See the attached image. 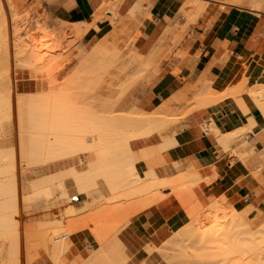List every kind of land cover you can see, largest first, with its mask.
I'll return each instance as SVG.
<instances>
[{
	"label": "rangeland",
	"instance_id": "obj_1",
	"mask_svg": "<svg viewBox=\"0 0 264 264\" xmlns=\"http://www.w3.org/2000/svg\"><path fill=\"white\" fill-rule=\"evenodd\" d=\"M253 2L254 0H0V6L4 8V11H0V13H4L3 15L7 18L9 35L11 27L15 30L19 26V36H22L21 41L18 42L19 46H23V48L19 47L18 52L15 50L16 54L19 52L21 54H17L19 58L15 54L16 58L14 57V59L15 61L20 60L21 65L26 67L22 66V68L18 64L19 61L15 62L19 67H15V71L12 72V82L13 78L16 81V83H12L13 94L16 93L14 97L18 99L20 96L42 98L43 96H50V94L71 95L73 98L76 96L74 101H77L78 108L92 111L93 115L114 117L116 119L117 115L122 117L124 114L126 118L129 114L127 117L134 118L136 124H140L139 126L150 123L157 128L152 138L132 142V149L143 155L148 151H156L154 155L160 154L163 150L162 146H153L165 140L166 136L175 137L186 127L187 121L193 113L208 110L212 105H224V101L229 97L234 100L242 98V94L247 91L255 90L257 93L264 95V62H261L258 66L261 69L256 71L258 77L251 78V74L254 75L253 66L249 67L248 64L244 63L245 59L236 57L238 70L234 82L225 90L218 89L213 81L209 79L208 72H205L198 82L181 85L182 87L177 92L171 93L168 97L163 95L147 97L149 90L165 71L170 72L177 78L181 77L182 82L187 80L185 73L189 61L192 57L198 58L204 54V38L199 32L207 30L216 19L217 23H220L224 19H237L240 15L247 14L264 20V0L259 1L260 12L250 10L253 8ZM103 5L107 6L106 10H109L114 16L111 13L103 12L101 20H99L96 11ZM75 7L82 8L84 16L81 19H75L76 21H74L60 17V8L61 10L64 8L71 10ZM14 14L17 20H15ZM11 18L12 22L13 18L16 21L15 26L12 25ZM59 20L72 25H66L64 28V24H62V35L53 36L56 33L55 30L61 27V25H58L60 24ZM79 20H84L90 24V28L87 31L85 29L84 32L74 31V24ZM77 26L84 29L88 25ZM146 26L151 30L150 36L142 33ZM30 49L32 52L35 51L32 53L35 56L32 55L34 59L29 61V57L26 56H28L27 51L31 52ZM219 49L223 50V53L219 58L218 56L217 59L213 58L214 62L221 63L227 57L233 56V53L228 50L226 42L217 43V50ZM22 53L26 56H23ZM10 54L11 57L9 58H11L10 62L12 64V52ZM20 57L21 59L24 58L22 59L24 61ZM1 61H3L2 58L0 63H2ZM104 63L106 64L104 65ZM107 64L110 66H106ZM120 93L123 95H120ZM211 99L212 102L217 100L218 103H214L209 107L203 104ZM253 110L260 116L256 109ZM241 113L244 115L242 111ZM254 122L255 120L249 123V132L254 131L256 127ZM6 123L10 124V121ZM8 124H4L6 126L2 128L3 130L6 128L7 132H0V149L4 148L6 150L10 147V149L15 148L18 151L19 138L15 117H13L9 127ZM200 126L202 131L213 136L217 135L213 131V133L210 130L207 131L206 120L202 121ZM244 136L241 135L232 140L229 148L223 146L224 150L233 156L231 161L233 164L238 157L232 151L231 144L243 140ZM217 141L219 142V139ZM245 143L242 145L245 146ZM141 149H144L145 152H143L144 150L140 152ZM157 150L160 152H157ZM87 154L81 153L77 154V157L74 156V158L69 156V159L66 158L55 163L44 162L32 166L21 160V165L19 164L17 167L22 174L19 176L20 189L23 196L26 194L23 189H28V193H30L28 201L30 208H25L23 203V209H20V213L16 215L18 220L20 218L21 255L19 259L21 264H91L94 262L90 263L91 258H94L92 255L96 252L101 253L99 249L103 246L101 245V242L104 243L103 240L108 244L107 246L105 243L103 253H106V255L112 253L111 257L109 256L110 259L115 257V259H112L114 261L108 259V262L110 260L112 264L113 262L114 264H246V262L247 264H264V222L253 223L251 219H246L241 211L230 205L224 197H212L207 201L202 200L197 193L198 191L203 193L201 183H205L209 187L211 182L204 180L195 168V170L190 169V174H195L184 180V176L187 177V171H183L179 163H172L167 167L166 163H162L165 168L172 167L177 172L173 176L175 177L173 182L175 186H168L164 189L163 187L162 189L156 187L160 189L156 191L155 187L153 190L151 185L152 188H149V193H147L148 190L145 193L143 191L142 194L140 192L141 195L139 193L135 194L136 198L135 195L129 197L122 195V193L111 192L102 179L98 181V188L89 191L86 197L78 191L74 174L69 170L73 168L76 172H84L88 167V162L94 160L93 156ZM18 157L19 155H17V159ZM239 158H242V156L239 155ZM143 162L146 163V161ZM131 171V174L135 175L144 176L145 174V172L138 173L136 167ZM42 176L52 179L51 183L44 185L42 189H46L47 186H50L51 189L54 185L53 195L45 194V192H42L43 190L37 189H35L37 192H34L35 190L31 188L32 184L30 183ZM159 176L162 177L160 173ZM24 181L27 183H24ZM177 181L180 182V185ZM183 181L188 183L185 184ZM182 182L186 186L183 187ZM149 184L146 186L151 187ZM176 184L178 185L176 186ZM146 186L145 188H147ZM150 190L155 192L150 193ZM39 191L40 193H38ZM120 194L121 196H119ZM47 195L50 197L49 199H46ZM137 195L141 200L143 198L145 200L141 201ZM115 196L116 198H114ZM169 197L175 199L184 208L188 216L187 222L179 228L180 230H175L168 239L163 241L155 240L149 236L144 240L135 239L131 232L133 217L145 208L156 202H158L156 204H159ZM155 198H158V200L156 201ZM72 207L75 214L71 213L69 215L67 209L72 210ZM56 218H60L63 221L62 223L67 224L62 225L60 229L63 231H60V234L51 236L50 233L51 237L46 235V240L49 238L47 242L50 241V238L53 240L50 241L52 245H49V248L52 249L54 244L53 253L56 252L55 249H58L59 243L62 242L55 239L63 234H68L70 231H67V227L68 230L76 228L75 233L68 234L69 237L66 241L69 240L70 247L67 248L68 251H64V253H67L62 258L60 257L58 261H54L48 251L45 250V242L42 244L45 236L43 234L39 235L42 230L49 229L47 225L48 228L39 226L42 224L39 222L43 220L55 221ZM203 219L204 221H202ZM211 222L214 224H211ZM28 224L33 225L34 233ZM27 226L31 229L28 230ZM57 227L59 228L58 225ZM191 227L192 232L190 231ZM198 227L200 228L198 229ZM184 229L185 232H183ZM27 231H31L30 234H33V236L31 235V242L26 245L25 238L27 233L29 234ZM42 236L44 237L43 240L39 239ZM9 241L7 238L0 237V264H14L17 259L13 250H10L11 242ZM170 241H172V244ZM47 242L46 247H48ZM66 243L68 245V242ZM236 243L239 245H235ZM56 244H58L57 248ZM117 245H121V248L123 247L125 251H119L120 248ZM232 245H235V251L233 248V250L231 249ZM112 247L116 249L110 250ZM49 248L47 249L50 251ZM10 251L13 254L8 255V253H11ZM52 251L50 252L52 253ZM116 252L118 254L124 252L126 258L123 257V259L125 258L126 261L123 262L124 260L120 257L123 255H119L118 258V254L115 255ZM241 253H244L243 257ZM12 258L16 259L13 260ZM237 260H240L239 263H236ZM97 261L99 260H95L99 264L103 260ZM102 264L105 263L102 262Z\"/></svg>",
	"mask_w": 264,
	"mask_h": 264
},
{
	"label": "bare ground",
	"instance_id": "obj_2",
	"mask_svg": "<svg viewBox=\"0 0 264 264\" xmlns=\"http://www.w3.org/2000/svg\"><path fill=\"white\" fill-rule=\"evenodd\" d=\"M259 1L260 0H254L253 8L250 10L260 12ZM0 8H2L0 11L3 12L4 8L1 6H0ZM107 8H108L107 6L103 5L97 9L96 14L99 17V20H101L100 18H101V14L103 12L104 13H111V12H109V10H106ZM202 9H203V7H202ZM14 12H15V10H14ZM14 12L12 11V14ZM3 14L0 13V59L2 58V60H3V61H1L2 63H0V128L2 130V131L0 130V132L5 133L6 128L4 130L2 129L6 126L4 124H8L6 122H9V121L11 124L13 117H15L17 129H18V132H17L18 135L17 136L19 138V140H18L19 142H18V148H17L18 151H16L15 148L10 149V147L7 148L6 150H4V148H1L2 150L0 149V237H2V238L4 237V238H7L8 240H10L9 242H11V248H13V249L10 248V250H13L14 255L17 258V259L14 258V259H16L14 264L16 262H17V264H21L20 259H19V256L21 255V238H20V224H19L20 218L18 220L16 218V215H18L20 213L19 212L20 209H23L22 208L23 203L25 204V206H24L25 208H27V209L30 208V206L28 204L29 203L28 201L30 199L29 198L30 193H28V189L27 190L23 189L24 192L26 193L23 196L22 190L20 189V185H19V183H20L19 176H20L21 172L18 171L17 167L19 166V164L21 165V163H22L21 160L25 161L27 163V165L29 164L32 166L35 164L40 165L38 163L42 164L44 162L55 163L56 161L57 162L62 161L64 159L68 158L69 156L74 158V156L77 157V154L79 155L81 153H83V154L88 153L87 155H90L91 157L93 156L92 158L94 160L92 162H88V167L85 169L84 172H82V173L76 172V170H74L73 168H71L72 170L71 169L69 170L72 174H74V177L76 179V184L78 185V186H76V185L75 186L78 187V191H80L81 195H85L86 197L88 196L89 191H91V190L94 191L98 188V181L100 179H102L106 182L107 187H109L111 192L122 193V195L134 197L135 194H138V193L140 194V192L142 194L143 191L145 193L146 190H148V192L147 191L146 192L149 193V188H152V186H153L152 189L154 190V187H155L156 191L157 190L159 191L160 189H162V187L164 189L165 187H168V186L169 187L173 186V185L175 186V183L173 184V182L175 181L174 180L175 177L161 178L157 175L154 167L151 165V158L153 157V155L155 154L156 151L155 152L150 151L152 153H150L148 151L147 153H145V155H143V154H140V153H138L132 149V146H131L132 142L137 141V140H142V139H148V138H151L153 136L154 131L157 128L150 123H148L146 125L144 124V125L139 126L140 124H138V123L136 124V122L134 121V118H132L131 116L129 118L127 117V116H129V114L126 116V118H125L124 114L122 115V117L117 115V116H119V117L116 116V119L118 118L117 120L114 117L109 118V117L99 116L96 114L93 115L94 113H92V111H88V110L85 111L84 108H82L84 110H81V108H78V104H76L77 101L76 102L74 101L76 96H75V98H73V96H71V95L59 96V94H56V95L50 94V96L49 95L43 96L44 98L43 97L42 98L41 97L40 98H32L29 96L28 97L27 96H20V97H18V99H17V97L15 99L14 95L16 93L13 94L14 90L12 88V83L13 82L16 83V81L13 78V82H12V72L15 71V67H19L18 65H16L17 61H19V63H18L19 65H21V63H22V62L20 63V60L15 61V59H14L15 54H16L15 50H17V52H18L19 47L23 48V46H19V42L21 41L20 39H22L21 38L22 36L21 37L19 36L20 27L19 26L17 27V25H16V27L19 30L18 29L13 30V28L11 27V31H10V35H9V30H8L9 25L7 22V18ZM15 14H17V13L15 12ZM15 14H14V16H15ZM111 15L114 16L112 13H111ZM195 15L197 16V14H195ZM14 18H15V20H17L16 16ZM14 18H13V22L11 21L12 18L10 19V21L13 23V24L11 23L13 26H15L14 24L16 22L14 20ZM18 18H19V16H18ZM97 20H98V18H97ZM59 21H60V24H58V25H61V27H60V29L54 28V29H56L55 30L56 33H54L53 36H56V35L61 36L62 35V33H63V28H62L63 25L62 24H64V28L66 27V25H70V26L72 25V24L65 22V21H62V20H59ZM74 25H75V28L73 30L77 31V32L78 31L84 32L85 29L87 31L90 28V24H88L85 21H79ZM76 25H84V26L88 25V26H85L84 29H80V28H78V26L76 27ZM64 31H66V29H64ZM74 31H71V32L73 33ZM30 48L34 49L32 47H30ZM25 49H26V47H25ZM11 52H12V57H13V63L12 64L10 62L11 58H9V57H11V54H10ZM29 52L27 51L28 56L24 55L23 53L22 54H23V56H26L27 58L29 57L28 59L30 61V59H34V57L32 56L34 54H32V53L35 51L32 52V50H31V52H30L31 54ZM24 53H26V52H24ZM17 54H21V52H19ZM17 54H16V56H17ZM101 55H99V56H101ZM17 58H19V56H17ZM38 58H39V56H38ZM20 59H21V57H20ZM22 59H24V58H22ZM22 61H24V60H22ZM26 62H28V61L26 60ZM105 64L106 63H104V65ZM100 65H103V64H100ZM22 66L23 65H21L20 67H22ZM106 66L109 67L110 65L107 64ZM23 67H26V66H23ZM122 87H123V85H122ZM122 93H120V95ZM256 93L257 92L255 90L247 91L246 93L242 94V98H237L236 100H238V101L235 100V104H236L237 108L238 109L240 108V110L243 112V114L245 116H248L249 120L247 123H245L241 126H238L236 129H234L232 131H228V132H222L214 123L207 125V128H208L207 131L210 130L211 132L213 131L214 134L216 133L217 134V135H215L216 139L218 138L219 143L222 146H224L225 148H229L230 142L232 140H234L235 138H237L238 136H241V135L246 136L249 133V131H250L249 123L251 121L255 120L254 125H257L256 119L251 115L252 109H256L260 113V117L264 122V95L259 94V93H257L258 94L257 95ZM13 98L15 101L13 100ZM206 102L207 101H205L203 104H206L207 107H209L210 105H212L214 103H218L217 100L215 102H212V99L209 100V102H207V103ZM203 104H202V106H203ZM123 117H124V119H123ZM121 119H122V121H121ZM10 124H8V127L10 126ZM7 129H9V128H7ZM157 134H158V132H157ZM176 144H177V140L174 136H166L163 145H161L162 149H163L162 151H165V149L171 148V147L175 146ZM0 145H1V143H0ZM159 150H160V148H159ZM159 150H157V152ZM232 151H234V150H232ZM143 152H145V150ZM17 155H19L18 159H17ZM141 160L146 161V164L148 166V169H147V171H145L144 176H140L137 174L136 175L131 174V172H132L131 170H133L134 167H137L136 166L137 163ZM26 163H25V165H26ZM192 168H193L192 166L188 167V170L190 171V169H192ZM188 170L187 169L185 170V171H187V177L184 176V180H186L189 176L195 174V173L190 174L191 171L189 172ZM193 170H195V169L193 168ZM195 176H197V175H195ZM60 178H62V177H60ZM51 181H52L51 178H49L47 176L46 177L42 176L30 184H32L31 188L34 190L35 189L43 190L42 188H44V185H46V184L48 185V183L50 184ZM178 182L179 181H177V183ZM183 182H185V184L188 183L187 181H183ZM24 183H27V182L24 181ZM60 183H63V182L61 181ZM144 184H145V186L147 184H149L150 186L152 185V186L151 187L146 186L148 188L147 189V188H145V186H143ZM185 184L184 183L182 184L183 187ZM22 185H24V184H22ZM177 185L178 184H176V186ZM179 185H180V182H179ZM142 187H144V188H142ZM156 187L160 188V189H157ZM27 188H29V187H27ZM45 188L46 189L48 188L49 190L44 189L46 191L43 190L42 191L43 193L45 192V194H49V195H51L52 193L54 194V192H53L54 191V185H53V187H51V189H50V186L49 187L47 186ZM177 190L179 191L178 187H177ZM34 192H37V191L35 190ZM152 192L154 193L155 191L150 190V193H152ZM38 193H40V191ZM45 194H43V195H45ZM119 196H121V194ZM150 196H151V194H150ZM122 197H124V196H122ZM137 197L139 198V195H137ZM142 197H144V195H142ZM49 198L50 197L47 195L46 199H49ZM114 198H116V196ZM135 198H136V195H135ZM139 199L141 200V198H139ZM143 199L145 200V198H143ZM143 199L141 201H144ZM51 200H53V199H51ZM68 200H69V198H68ZM157 200H158V198L156 199V201ZM149 201H150V199H149ZM160 201H161V198H160ZM156 203H158V202H156ZM219 205H221V204H219ZM141 209H143V208H141ZM217 209H218V206H217ZM67 211H68L69 215L71 213L75 214V212L73 211V207H72V210L67 209ZM134 211L136 212L137 210L135 209ZM27 212H29V211H27ZM68 214H67V216H68ZM53 221L54 220H48V221L43 220L42 222H39V223L43 224V225L38 224L39 226H45V227L48 226L49 227V229L42 230V232H40V234H39L40 236H41V234H43L45 236V240L43 242L41 241L44 238L43 236L39 237V239L41 238L40 242H42V244H44V242H45V246H44L45 250L48 251V254L51 255V258L54 259V261H56V260L58 261V259H60V257L62 258L67 253V252L64 253V251L65 250L68 251L67 248L70 247V244H69V240L66 241V239H68V237H69L68 236L67 238L64 239L65 241H63L61 239V241H62L61 242L59 240L61 242V243H59L60 249L59 248L55 249V251H56L55 253H53V251H52V249L54 250V248H55V247L53 248L54 244L52 246V249L49 248L50 247L49 245H52V243L50 241H53V240H51V238H50V241L47 242L49 240V238H48V240H46V237L47 236L51 237L53 235L56 236V235L60 234L59 233L60 231H63L62 229H60V228H62V225L64 224V223H62L63 221L60 218H56L55 221L54 222ZM202 221H204V219ZM199 223H201V222H199ZM65 224H67V223H65ZM65 224H64V226H65ZM195 224H197V223H195ZM211 224H214V223L211 222ZM57 225L59 226V228L57 227ZM203 225H205V224H203ZM32 226H30V227L32 228ZM30 227H28V230L31 229ZM69 227H70V225H69ZM199 228L200 227H198V229ZM202 228H204V226H202ZM75 229L71 228L68 230V227H67V231H70L68 234L71 235L72 233H75ZM191 229H192V227L190 228V231L192 232ZM198 229H196V230H198ZM205 230H206V228H205ZM31 231L34 233L33 228L31 229ZM31 231L30 232L27 231V232H29V234L27 233V237L25 238L26 239V245L31 242V237L33 236V234H30V233H32ZM183 232H185V229ZM50 233L52 234L51 236H50ZM24 235H25V233H24ZM183 237H185V236H183ZM116 240H118V239H116ZM103 241H104V243L101 242V245H103V246H101V249H99V252H101V253L96 252V253H94V255H92L94 258H91L90 263L92 261H94V262H92L91 264H93V263L98 264L95 262V260H99V261L103 260V261H100L101 264H102V262H104L105 264H110V262H111L110 260L115 259V257L114 258L112 257L110 259V257H111L110 255L112 253L109 254L110 253L109 250H108L109 255H106V253L105 254L103 253L102 250H104L105 243H106L105 240H103ZM172 241H175V240H172ZM172 241H170L171 244H172ZM46 242H47L48 247H46ZM66 242H68L69 246L67 245ZM113 244L115 245V243H113ZM116 244H118V243H116ZM228 244H226V245H228ZM57 245L58 244L55 245L56 248L58 247ZM106 245L108 246L107 243H106ZM121 245L120 246L117 245V247L119 246V248H120L119 251H121V250L125 251V250H123V247L121 248ZM235 245L238 246L239 244L236 243ZM235 245H232L231 249L236 248ZM115 247L110 248V250H113V248H115ZM47 248H49L50 251H52V253ZM62 249H63V253H62ZM115 249H114V251H115ZM179 249H180V247H179ZM59 250H60V252L57 253V251H59ZM114 251H113V253H114ZM234 251H235V249H234ZM13 252L8 253V255L13 254ZM106 252H107V250H106ZM117 252L115 253V255L118 254ZM182 252H180V253H182ZM193 254H194V252H193ZM227 254H229V253H227ZM234 254H236V253H234ZM237 254H239V253L237 252ZM243 254H242V257H243ZM26 255H28V254H26ZM119 255H123V256H120L122 259H123V257H125L124 252H123V254L122 253L118 254L117 257ZM11 256H13V255H11ZM172 256H173V254H172ZM107 257H109V258H107ZM174 257H175V255H174ZM9 259H10V261H12L10 257H9ZM108 259H110L109 262H108ZM263 259H261V260H263ZM99 261H97V262H99ZM112 261H114V260H112ZM125 261L126 260H124L123 262H125ZM238 261H240V260H237L236 263H239ZM100 262H99V264H100ZM111 264H112V262H111ZM113 264H114V262H113ZM117 264H119V263H117ZM246 264H247V262H246Z\"/></svg>",
	"mask_w": 264,
	"mask_h": 264
},
{
	"label": "crops",
	"instance_id": "obj_3",
	"mask_svg": "<svg viewBox=\"0 0 264 264\" xmlns=\"http://www.w3.org/2000/svg\"><path fill=\"white\" fill-rule=\"evenodd\" d=\"M83 16L81 7L71 10L60 8V17L76 21ZM150 31L146 26L142 33L150 36ZM199 34L204 38V54L202 57H192L189 61L185 73L187 80L182 82L181 77L177 78L165 71L149 90L148 98L157 95L168 97L177 92L181 85L198 82L205 72H208L209 79L218 89L225 90L234 82L238 70L236 57L245 59L244 63L249 67L253 66L254 75L251 74V78L258 77L256 71L261 70L258 66L264 62V20L247 14L240 15L237 19L227 18L220 23H217L216 19L207 30ZM221 42L227 43V48L233 56L217 63L213 58L217 59V56L219 58L223 53V50H217V43ZM224 102V105H212L208 110L193 113L186 127L175 135L177 144L153 155L151 165L158 176L159 173L162 175L159 176L161 178H172L177 173L172 167L165 168L162 163H166V167L179 163L184 171L192 166L204 180L211 182L209 187L201 183L203 193H197L202 200L224 197L230 205L240 210L246 219H251L253 223L264 222V122L252 109L251 115L256 119L257 125L243 140L231 144L238 157L233 164V156L224 150L215 136L202 131L200 126L201 122L206 120L207 125L214 123L222 132H228L248 122V116L242 115L233 98H226ZM244 142L245 146L242 145ZM163 143L164 140L153 147ZM239 155L242 158H239ZM136 166L138 173H144L148 169L143 161H139ZM187 220L184 208L169 197L135 215L131 222V232L137 240H144L149 236L163 241Z\"/></svg>",
	"mask_w": 264,
	"mask_h": 264
},
{
	"label": "built area",
	"instance_id": "obj_4",
	"mask_svg": "<svg viewBox=\"0 0 264 264\" xmlns=\"http://www.w3.org/2000/svg\"><path fill=\"white\" fill-rule=\"evenodd\" d=\"M206 134V133H205ZM68 237V234L66 233V234H63L62 236H59V237H57L55 240L56 241H59V240H61V239H65V238H67Z\"/></svg>",
	"mask_w": 264,
	"mask_h": 264
}]
</instances>
